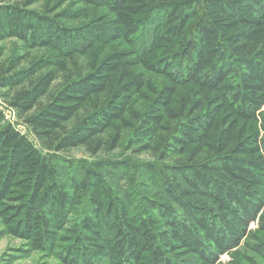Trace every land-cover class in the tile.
Returning <instances> with one entry per match:
<instances>
[{"label":"trees","instance_id":"obj_1","mask_svg":"<svg viewBox=\"0 0 264 264\" xmlns=\"http://www.w3.org/2000/svg\"><path fill=\"white\" fill-rule=\"evenodd\" d=\"M37 1L0 0V42L42 49L0 47L6 231L61 264H264V0Z\"/></svg>","mask_w":264,"mask_h":264},{"label":"rangeland","instance_id":"obj_2","mask_svg":"<svg viewBox=\"0 0 264 264\" xmlns=\"http://www.w3.org/2000/svg\"><path fill=\"white\" fill-rule=\"evenodd\" d=\"M42 3L43 0H38L32 5V7L41 9ZM0 47L3 48L6 57L12 56L16 53L24 54L25 52L30 54V56L42 54V49H25L23 43L17 39H7L2 41L0 42ZM4 91V89L0 90V92ZM0 102L3 106H5V120L13 123L18 128L25 131L20 119L17 118L12 109H9L1 96ZM60 155L70 162L65 163L64 168L68 170L70 169V166L74 164V171L76 173L80 170V166L84 160L92 159V157L83 148L72 149ZM140 158L148 160L149 156L145 154L140 156ZM27 249L28 247L23 240L9 234L6 231V227L0 218V264H61L53 255L37 250L28 251ZM232 256V254L222 255L220 264H229Z\"/></svg>","mask_w":264,"mask_h":264}]
</instances>
